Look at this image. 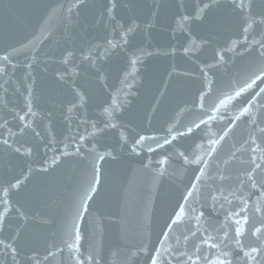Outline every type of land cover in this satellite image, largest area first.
I'll use <instances>...</instances> for the list:
<instances>
[{
  "label": "water",
  "instance_id": "water-1",
  "mask_svg": "<svg viewBox=\"0 0 264 264\" xmlns=\"http://www.w3.org/2000/svg\"><path fill=\"white\" fill-rule=\"evenodd\" d=\"M0 264H264V0H0Z\"/></svg>",
  "mask_w": 264,
  "mask_h": 264
}]
</instances>
